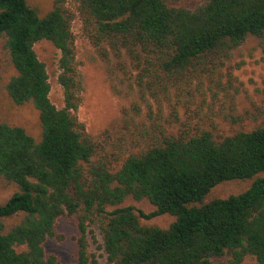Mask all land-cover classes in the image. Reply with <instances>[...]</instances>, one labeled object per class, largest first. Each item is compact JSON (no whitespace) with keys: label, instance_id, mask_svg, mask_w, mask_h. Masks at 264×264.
I'll return each mask as SVG.
<instances>
[{"label":"trees","instance_id":"1","mask_svg":"<svg viewBox=\"0 0 264 264\" xmlns=\"http://www.w3.org/2000/svg\"><path fill=\"white\" fill-rule=\"evenodd\" d=\"M70 1L73 8L51 0L41 13L29 0H0L9 67L2 88L14 105H31L40 126L35 138L0 119V178L16 187L0 203V264H64L43 247L47 238H60L61 216L74 217L78 229L76 258L67 264H98L89 250L95 229L106 264H241L247 256L264 264V116L250 130L218 134L175 129V107L163 118L150 110L145 120L136 105L123 123L128 133L109 150L76 114L83 84L72 32L78 18L110 72L121 71L142 101L155 100L162 111L173 90L214 73L249 35L264 39V0L193 7L172 0ZM42 39L59 50L61 107L50 100L48 73L33 47ZM236 179L253 180L238 194L206 200L212 187ZM129 195L155 208L118 206ZM164 213L174 216L166 228L140 221Z\"/></svg>","mask_w":264,"mask_h":264},{"label":"rangeland","instance_id":"2","mask_svg":"<svg viewBox=\"0 0 264 264\" xmlns=\"http://www.w3.org/2000/svg\"><path fill=\"white\" fill-rule=\"evenodd\" d=\"M29 1L41 13L45 12L51 4V0ZM66 1L67 5L74 7L70 0ZM203 1L205 0H172L170 4L193 7ZM72 32L75 37L77 67L83 84L81 104L76 114L91 136L108 141L109 150L113 148L112 141L123 133H128L123 123L127 118L126 114L136 113V105L140 107V117L145 120L150 110L163 118L168 117L175 107L179 118L174 123V128L188 131L201 127L211 129L218 134H230L237 129L250 130L262 122L264 39L249 35L214 73L193 80L183 91L174 92L173 90L170 95V106L166 101H159L162 108L160 111V105L155 100L150 99L146 103L139 98L137 87L121 71L110 72V68H107L96 49L83 35L78 18L72 22ZM33 47L38 58L45 64L48 73L50 100L57 107H61L63 105L62 89L57 82L59 50L46 39L35 42ZM7 68H9L8 63L0 42V119L17 124L35 138H39L40 126L37 111L29 104L14 105L2 88V81L7 76ZM252 180L236 179L221 182L211 188L206 200L238 194L244 191ZM14 191L16 187L13 184H8L0 178V203L7 200ZM124 205H133L146 212L155 208L147 199L136 200L130 195L118 204V206ZM173 220L174 216L164 213L140 221L142 224L166 228ZM56 231L60 238H47L43 243L45 253L57 255L64 264L73 262L76 258L78 235L76 219L72 216L59 217L56 221ZM95 233L97 242L92 243L89 250L95 253L98 264H106V253L99 246L101 238L96 229ZM241 264L257 263L252 256H247Z\"/></svg>","mask_w":264,"mask_h":264}]
</instances>
